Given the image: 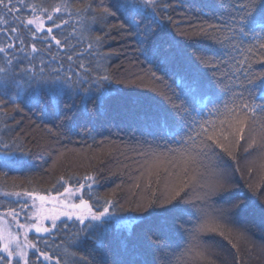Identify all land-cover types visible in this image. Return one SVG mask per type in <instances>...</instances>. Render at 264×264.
I'll return each mask as SVG.
<instances>
[{
    "label": "snow or ice",
    "instance_id": "1",
    "mask_svg": "<svg viewBox=\"0 0 264 264\" xmlns=\"http://www.w3.org/2000/svg\"><path fill=\"white\" fill-rule=\"evenodd\" d=\"M246 253L264 264V0H0V264Z\"/></svg>",
    "mask_w": 264,
    "mask_h": 264
},
{
    "label": "trees",
    "instance_id": "2",
    "mask_svg": "<svg viewBox=\"0 0 264 264\" xmlns=\"http://www.w3.org/2000/svg\"><path fill=\"white\" fill-rule=\"evenodd\" d=\"M18 118H20V117L18 116ZM25 123H27V122H25ZM33 134L36 135L37 138L44 135V133L41 129H36ZM73 139L78 140L79 138L75 137ZM65 145L67 146L68 149L75 150L74 152H67L66 153V158L68 159L69 162H73V158H75V164H79V162L81 160V155H79V153H82L84 155H95V156L100 155L99 146H96L94 149H88L82 143H74V142H69L67 140H65L62 144H59V145L53 144V148L54 149L59 148L60 150H64ZM42 158L47 160V164L45 165V167H51L52 160L55 159V156L47 157V156L41 155L34 161V163L39 166L40 160ZM87 164H88V162L85 160L83 162V166L73 167L71 170L76 171L80 174H83L84 172L88 171ZM63 171H64V166H63L62 162L58 163L57 167L50 173L44 172V168L40 167V168H38L37 173L31 174V177H30L31 178V184L30 185L28 183L29 177L27 175L15 174V177H16V182L17 183L23 182L25 187H36L38 189H48L51 186L53 179L56 176L60 175ZM9 183H11V180H9ZM112 187H115V184H112L111 182H109L106 187L102 188V191L107 192ZM30 235H34V233L30 234ZM206 239H207V237H206ZM215 239L219 240L220 237H215ZM245 255L250 259V264H261V258L257 254L246 253ZM253 256H255L254 259L252 258Z\"/></svg>",
    "mask_w": 264,
    "mask_h": 264
}]
</instances>
